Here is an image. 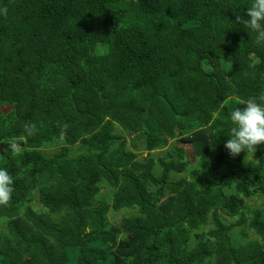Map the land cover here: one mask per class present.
<instances>
[{
  "label": "trees",
  "instance_id": "16d2710c",
  "mask_svg": "<svg viewBox=\"0 0 264 264\" xmlns=\"http://www.w3.org/2000/svg\"><path fill=\"white\" fill-rule=\"evenodd\" d=\"M248 6L0 0V264H264V144L224 146L264 94Z\"/></svg>",
  "mask_w": 264,
  "mask_h": 264
},
{
  "label": "clouds",
  "instance_id": "9594fccd",
  "mask_svg": "<svg viewBox=\"0 0 264 264\" xmlns=\"http://www.w3.org/2000/svg\"><path fill=\"white\" fill-rule=\"evenodd\" d=\"M7 8H0V16H6ZM235 22L245 25L251 32L256 33L257 42L264 41V0H249L246 15H235ZM244 107L231 108L229 119L231 127L224 134L228 137L225 148L229 155L237 157L246 152V158L251 159L264 144V94L253 96L240 102ZM34 125H25V131L33 132ZM63 133L61 134V139ZM12 156H19L21 145L15 138L7 142ZM14 177L9 169L0 166V206L7 205L14 193Z\"/></svg>",
  "mask_w": 264,
  "mask_h": 264
},
{
  "label": "rangeland",
  "instance_id": "374dc122",
  "mask_svg": "<svg viewBox=\"0 0 264 264\" xmlns=\"http://www.w3.org/2000/svg\"><path fill=\"white\" fill-rule=\"evenodd\" d=\"M79 150V149H78ZM141 153H142V151H140ZM157 152H159V151H157ZM156 154H158V153H156ZM143 156H146V154L145 153H143ZM110 191L111 190H109V189H103L101 192H102V196L104 197V198H106L107 200H110L111 199V193H110ZM256 202V201H255ZM253 204V203H252ZM126 212L125 211H123V212H117V213H115V212H113V214H112V219L113 220H121V218H122V216L125 214Z\"/></svg>",
  "mask_w": 264,
  "mask_h": 264
},
{
  "label": "water",
  "instance_id": "95a60500",
  "mask_svg": "<svg viewBox=\"0 0 264 264\" xmlns=\"http://www.w3.org/2000/svg\"><path fill=\"white\" fill-rule=\"evenodd\" d=\"M2 150V149H1Z\"/></svg>",
  "mask_w": 264,
  "mask_h": 264
}]
</instances>
